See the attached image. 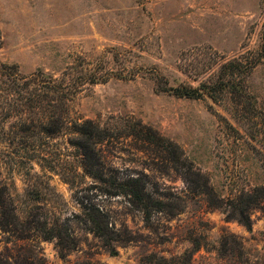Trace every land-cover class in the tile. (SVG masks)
I'll list each match as a JSON object with an SVG mask.
<instances>
[{
  "label": "rangeland",
  "instance_id": "1",
  "mask_svg": "<svg viewBox=\"0 0 264 264\" xmlns=\"http://www.w3.org/2000/svg\"><path fill=\"white\" fill-rule=\"evenodd\" d=\"M0 36L24 74H109L71 113L110 134L0 152V264H264V0H0ZM237 59V93H175Z\"/></svg>",
  "mask_w": 264,
  "mask_h": 264
},
{
  "label": "trees",
  "instance_id": "2",
  "mask_svg": "<svg viewBox=\"0 0 264 264\" xmlns=\"http://www.w3.org/2000/svg\"><path fill=\"white\" fill-rule=\"evenodd\" d=\"M243 63L244 60L237 59L225 65V75L213 84L208 86L204 84L199 88L181 87L174 91L179 97L201 99L206 95L214 101L219 92L237 93L235 73L241 72ZM107 75L109 74H104L92 63L86 61L78 66H70L60 76L48 74L42 70L24 74L18 65L0 62L1 155L18 156L19 138L24 142L33 138L55 139L68 131L78 136V139H85L87 143H97L108 138L110 134L107 131L101 130L91 121L80 123L71 113V105L78 95L87 86L107 82ZM228 75L230 76L226 79ZM221 80L223 84H219ZM142 128L146 131L139 132L140 140L145 144L161 146L163 139L157 133H153L148 126H142ZM87 148H89L88 145ZM143 188L146 186L139 178H132L124 184L126 193L134 196L137 204L141 205L148 217L154 208L161 211L163 202L153 201L151 202L153 205L150 206L148 196L145 204ZM93 223L95 226L91 229L102 234L96 222L93 221Z\"/></svg>",
  "mask_w": 264,
  "mask_h": 264
}]
</instances>
